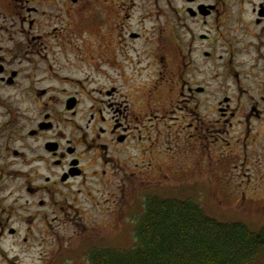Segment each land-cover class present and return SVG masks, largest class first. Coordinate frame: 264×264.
Returning a JSON list of instances; mask_svg holds the SVG:
<instances>
[{"label":"flooded vegetation","instance_id":"1","mask_svg":"<svg viewBox=\"0 0 264 264\" xmlns=\"http://www.w3.org/2000/svg\"><path fill=\"white\" fill-rule=\"evenodd\" d=\"M146 1L172 12L153 43L133 29L135 0H0V264H107L161 198L148 191L163 181L159 110L124 90L137 69L119 59L124 37L148 49L154 85L177 76L186 105L171 120L202 154L261 142L264 0ZM83 31L115 40L88 55ZM60 32L76 43L49 46Z\"/></svg>","mask_w":264,"mask_h":264},{"label":"rangeland","instance_id":"2","mask_svg":"<svg viewBox=\"0 0 264 264\" xmlns=\"http://www.w3.org/2000/svg\"><path fill=\"white\" fill-rule=\"evenodd\" d=\"M145 1L135 0L136 5H133L130 21L134 31L151 36L148 41L153 43L155 38L152 37L157 34L158 21L165 25L163 28L164 35L171 33L169 29L173 22L172 12L167 9H164V12H160L156 7H151V2L146 1L145 3ZM167 20L168 22L170 21L168 26L166 25ZM53 24L54 26L60 25L56 22H53ZM101 35L97 33L93 37L91 33L83 31L76 42H88L91 44L85 48L88 55H92V52L98 48L96 41L109 40L114 43L115 35L113 36V32L109 39L105 37L100 39ZM64 36H67V40ZM71 37L64 32L55 33V38L50 39L49 46L76 43L73 40L76 36ZM122 42L124 43L120 44L121 50H119L120 61L131 67L129 72L137 68L133 73L135 75L133 79H129L128 76L124 77L125 92L128 91L126 82L131 80V85L137 87L136 90H140V95L146 101V106L157 107L159 110L154 113L158 115L156 119L160 124L159 134L164 139L163 141L161 140L160 146L161 152H163V177L161 178L163 181L160 184V188L154 189V186H152L148 191L152 194L159 193V197L162 199L192 200L197 202L206 213L216 220L225 223L241 222L250 229L260 230L264 226V135L260 137L259 141L261 142H259L258 146L252 145L247 149L237 146L231 148L226 146V149L217 150L216 148L211 152L204 150L206 149L204 148V154H202V150L198 149L193 143L194 137L188 136L186 128L183 127L185 125L184 119L179 124L171 120L172 116H181L182 112L177 113L176 111L186 105L184 102L185 96L179 93L180 83H178L177 76H175L176 83H173L174 81L169 77L172 72L169 70L166 72L168 74L165 78V86H162L163 83L154 85L156 76H150L149 71H147L148 63L144 60L146 58V52L144 51L148 49L146 48L145 50L143 42H130L127 37L122 38ZM76 49L78 48L72 46L69 51ZM66 55H68L65 58L68 65L77 66L75 53H66ZM128 56H130L132 63L127 59ZM140 61L142 63L138 64ZM88 64L93 63L88 62ZM104 67L108 69V66L104 65ZM262 81L264 82V78ZM157 85L159 90L156 88ZM151 88L155 89V91ZM148 91L153 92L155 95L148 93ZM143 92L147 95L146 97H143ZM141 106L142 108L145 107L143 102H141ZM260 129H264V124ZM217 134H220V132L214 133V136L210 138L214 139ZM222 136H225V134ZM190 138L193 141L188 143ZM184 139L186 142H184ZM246 150L247 152H245ZM167 175L169 177H166ZM49 230V233H51L52 230ZM64 234L67 235L66 230L61 232V229H59L54 234L52 232L51 235L54 237V235L64 236ZM130 242L135 246L136 238L133 241L123 240L122 245L130 246ZM250 264H264V250Z\"/></svg>","mask_w":264,"mask_h":264},{"label":"trees","instance_id":"3","mask_svg":"<svg viewBox=\"0 0 264 264\" xmlns=\"http://www.w3.org/2000/svg\"><path fill=\"white\" fill-rule=\"evenodd\" d=\"M148 202L134 248L108 252L107 264H250L264 250V226L216 220L192 200Z\"/></svg>","mask_w":264,"mask_h":264}]
</instances>
